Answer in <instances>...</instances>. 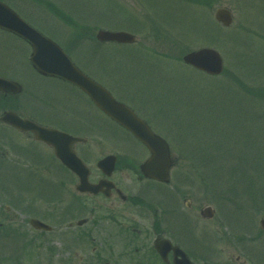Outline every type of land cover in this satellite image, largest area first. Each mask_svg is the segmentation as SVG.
Masks as SVG:
<instances>
[{"label": "rangeland", "instance_id": "obj_1", "mask_svg": "<svg viewBox=\"0 0 264 264\" xmlns=\"http://www.w3.org/2000/svg\"><path fill=\"white\" fill-rule=\"evenodd\" d=\"M5 1L54 36L83 70L141 109L165 135L177 159L173 181L184 182L181 189L192 205L182 204L193 230H264V0ZM219 8L232 11L231 26L217 22ZM101 28L135 33L138 42L101 44L96 41ZM14 42L0 32V77L21 81L24 91L6 99L0 95V112L33 109L60 127L68 125L69 114H80L81 128H89L83 136L92 141L88 160L96 167L115 150L110 139L118 132L94 109L67 99L63 84L37 81L28 69V53L8 48ZM202 47L221 53L224 73L209 76L183 63L186 53ZM85 118H93V126ZM221 123L228 140L212 144L224 139L220 129L204 130ZM7 134L5 140L0 136L6 145L0 150V264H82L80 254L64 249L72 242L76 220L72 230L60 234L58 173L27 167V140L14 131ZM129 151L135 164L143 160L139 147L129 144ZM205 206L215 210L206 221L200 216ZM31 218L53 231L35 230Z\"/></svg>", "mask_w": 264, "mask_h": 264}, {"label": "flooded vegetation", "instance_id": "obj_2", "mask_svg": "<svg viewBox=\"0 0 264 264\" xmlns=\"http://www.w3.org/2000/svg\"><path fill=\"white\" fill-rule=\"evenodd\" d=\"M0 32L15 41L8 43V48L14 49L17 54L28 53V69L37 81L42 79L50 83H61L67 99L79 105L83 102L88 109L103 114L78 87L57 76H44L35 69L30 62L32 46L29 41L3 29H0ZM29 75L28 82L31 80ZM32 96L33 92L28 85V99ZM3 97L7 98L5 95ZM115 97L131 106L154 132L161 134L141 109L123 96ZM16 111L21 117L40 127L86 139L85 142H75L71 145V160H76V154L88 166V180L97 184L96 192L79 191V176L56 156L54 147L39 140L31 130L22 131L3 123L0 112V136L5 140L8 138V131H14L27 140V167L32 164L35 171L42 167L45 171L51 169L58 173L61 187L59 197L62 203V213L57 214L58 221L62 224L60 234H65L66 228L72 230L76 220L75 230L70 231L72 242L64 249H72L75 254H80L82 264H264V230H235L232 234L222 230H193L192 220L182 206L187 203V208H192L191 203L187 202V195L181 189L185 184L173 181L177 159L174 158L175 164L170 171L169 182L146 177L141 170L142 163L150 155L146 146L113 120L103 117L118 132V135L114 136L116 138L110 139L115 150L100 158L115 156L114 167L108 174L98 167L100 159L96 167L90 166L88 159L92 152V147L89 146L91 140L83 136L89 128H81L80 114H69L68 125L60 127L40 119L33 109H28L27 113ZM92 119L85 118L84 121L88 126H93ZM129 144L140 148L141 154L144 155L142 161L135 164L129 153ZM4 146L5 143H0V150ZM131 175L136 178L134 182ZM144 209L151 213H142ZM71 210L75 211L68 213ZM76 216L83 217L77 220ZM84 255H87L86 259Z\"/></svg>", "mask_w": 264, "mask_h": 264}, {"label": "water", "instance_id": "obj_3", "mask_svg": "<svg viewBox=\"0 0 264 264\" xmlns=\"http://www.w3.org/2000/svg\"><path fill=\"white\" fill-rule=\"evenodd\" d=\"M215 16L225 26H230L233 22L232 14L228 9H218ZM0 28L14 32L31 42L33 47L31 62L41 74L59 76L78 86L100 110L128 129L148 148L150 157L141 167L145 176L163 182L169 181L173 159L167 141L154 133L149 125L139 118L129 106L117 101L105 87L79 69L58 43L44 36L25 22L15 10L1 0ZM96 37L100 42H117L121 44L136 42L134 34L124 31L99 29ZM183 61L211 75H219L224 70V60L220 52L209 47L186 54L183 57ZM22 90V85L19 82L0 77V91L4 94H19ZM2 120L23 131L33 130L36 132L38 139L51 144L55 149L56 156L79 175L80 185L78 189L91 191L97 187L88 182L89 172L81 159L75 155L76 160L74 162L71 160L73 157V151L70 148L71 144L76 141H83V139L56 130L39 127L28 120L22 119L13 111L5 112ZM114 161V157H106L98 165L105 172L108 171L110 173L114 166ZM201 214L205 218H212L214 210L210 206L205 207L202 209ZM30 223L37 230H52L50 225L38 219H31ZM261 224L264 227V220L261 221Z\"/></svg>", "mask_w": 264, "mask_h": 264}, {"label": "trees", "instance_id": "obj_4", "mask_svg": "<svg viewBox=\"0 0 264 264\" xmlns=\"http://www.w3.org/2000/svg\"><path fill=\"white\" fill-rule=\"evenodd\" d=\"M218 125H219L220 127H219ZM223 125H224V124H223ZM223 125H222V123H221V124L213 125V129H211L212 126H209V125H208L207 130H204V133L207 134V133H210V132L213 133V132H214V129H215V130H219V129H220V132H219V133H220V135H222L221 138H224V139L220 141V138H219V139H217V140L215 141V143L213 142L212 144H223V141H225V140L227 141V140H228V137H229V136L226 135L225 130H224V128L222 127ZM209 127H210V128H209ZM221 129L224 130V132H222ZM200 140H201V139H200ZM197 141H198V140H197ZM227 151H228V150L224 151L226 155H227V153H228ZM226 158H227V157H226ZM223 159H224V157H223Z\"/></svg>", "mask_w": 264, "mask_h": 264}]
</instances>
